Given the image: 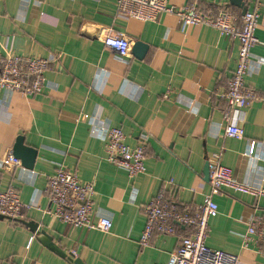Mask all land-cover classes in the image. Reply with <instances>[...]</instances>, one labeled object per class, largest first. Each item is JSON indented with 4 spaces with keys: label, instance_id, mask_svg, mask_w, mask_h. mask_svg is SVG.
Returning a JSON list of instances; mask_svg holds the SVG:
<instances>
[{
    "label": "crops",
    "instance_id": "obj_1",
    "mask_svg": "<svg viewBox=\"0 0 264 264\" xmlns=\"http://www.w3.org/2000/svg\"><path fill=\"white\" fill-rule=\"evenodd\" d=\"M195 5L201 11L228 9L227 0H168ZM252 11L256 0H244ZM115 0H0V54L11 41L21 56L58 55L44 75L41 93L26 97L0 91V160L15 139L37 151L32 170L0 166V192L14 189L27 206L18 220L32 222L66 253L83 264H167L179 237L193 229L177 226V236L153 234L141 247L146 223L143 207L163 190L179 207L195 208L209 194L204 169L221 153L233 178L264 186V67L251 66L245 79L258 99L246 109L241 139L223 135L222 98L232 77L238 41L205 26H186L172 16L138 22L119 17ZM258 24L252 48L264 60V0L257 2ZM107 31L130 41L120 59L105 47ZM136 42L145 44L141 59ZM7 44V45H6ZM120 129L130 147L141 133L146 141L145 172L130 178L105 160L104 141ZM254 157H247L249 143ZM59 167L74 171L94 186V218L111 221L107 233L74 228L50 212L47 179ZM217 215L208 220L205 245L237 257L236 264H264V196L223 188L212 197ZM251 221L258 235L247 245L243 236ZM0 264H71L48 250L29 228L0 218Z\"/></svg>",
    "mask_w": 264,
    "mask_h": 264
},
{
    "label": "built area",
    "instance_id": "obj_2",
    "mask_svg": "<svg viewBox=\"0 0 264 264\" xmlns=\"http://www.w3.org/2000/svg\"><path fill=\"white\" fill-rule=\"evenodd\" d=\"M252 11L238 16L228 9L201 11L195 5L177 6L168 0H115L119 17L141 23L155 21L158 16H172L186 26H205L214 29L220 36L238 41V55L232 77L227 82L222 95L225 108L222 113L224 122L223 135L227 138L241 139L246 109L258 99L257 93L246 86L245 79L251 66L264 67L263 59H255L252 48L258 43L255 30L258 24L257 2ZM6 53L0 54V91L20 93L34 97L41 93L44 75L59 56L49 55L46 58H32L16 54L7 38ZM103 43L105 47L117 52L120 59L129 55L130 41L122 34L107 31ZM7 45V44H6ZM148 135L141 133L138 144L130 147L125 134L118 128H111L104 141L105 160L127 172L134 178L145 172L146 141ZM255 143L250 142L245 155L254 157ZM209 194L202 205L189 208L179 207L169 200L163 190L143 207L146 217L144 229L139 238V245L145 247L153 234L177 236V226L192 228L190 236L179 237L177 249L170 255L167 264H236L233 254L211 249L205 245L208 220L217 215L218 207L212 197L220 190L227 188L234 193L248 194L254 197L264 196V186L255 187L236 181L231 169L221 163V153L212 154L208 160ZM5 169L21 167L20 161L8 151L0 160ZM46 190L49 202L53 206L50 212L62 223L85 230H98L107 233L111 221L106 218H94L92 197L95 194L93 184H83L74 171L59 167L47 179ZM27 208L14 189L0 192V217L16 221ZM243 236L247 245L251 236L258 235L256 221H251ZM178 237V236H177ZM74 255V254H73Z\"/></svg>",
    "mask_w": 264,
    "mask_h": 264
},
{
    "label": "water",
    "instance_id": "obj_3",
    "mask_svg": "<svg viewBox=\"0 0 264 264\" xmlns=\"http://www.w3.org/2000/svg\"><path fill=\"white\" fill-rule=\"evenodd\" d=\"M226 7H235L241 11V15H244L247 12V6L244 0H227ZM147 46L141 42H136L133 48V54L141 59L144 54L147 52ZM13 156L20 161L21 167L26 170H32L34 162L37 156V151L31 147H28L24 144V138L18 136L15 139L13 148ZM205 179L208 180V165H205L204 169ZM2 218V217H0ZM19 223H22L29 228L30 232L36 236L37 241H39L44 247L53 253L57 254L59 257L66 259L71 264H83L82 261L78 258H75L72 253H66L57 247L52 239L47 236L43 231L37 230V225L32 222H25L23 220H16Z\"/></svg>",
    "mask_w": 264,
    "mask_h": 264
}]
</instances>
